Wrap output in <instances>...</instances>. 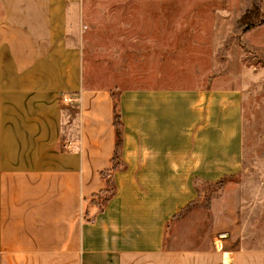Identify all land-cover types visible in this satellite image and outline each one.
Masks as SVG:
<instances>
[{"label":"crops","instance_id":"crops-1","mask_svg":"<svg viewBox=\"0 0 264 264\" xmlns=\"http://www.w3.org/2000/svg\"><path fill=\"white\" fill-rule=\"evenodd\" d=\"M0 2V264H264V247L177 248L165 241L167 223L195 198V179L208 182L241 166L238 91L120 86L124 166L114 172L117 193L99 211L94 200L116 147L110 87L150 73L160 78L150 68L157 53L146 60L150 69L143 60L127 73L112 45L105 68L89 73L86 0ZM161 70L177 80L171 66ZM177 100L185 101L183 138ZM214 108L231 112L238 150L229 165L224 153L212 158L205 148ZM190 109L198 114L187 115Z\"/></svg>","mask_w":264,"mask_h":264},{"label":"rangeland","instance_id":"rangeland-1","mask_svg":"<svg viewBox=\"0 0 264 264\" xmlns=\"http://www.w3.org/2000/svg\"><path fill=\"white\" fill-rule=\"evenodd\" d=\"M85 5L83 21L89 27L84 34L87 72L92 67L94 71L105 68L107 48L114 45L115 55L120 52L127 61L125 72V67L131 71L145 60V69H155L160 77L150 73L144 79H117L113 82L119 87H110L113 92H119L120 86L130 91L143 86L151 90L197 87L240 93L241 166L235 173L208 182L195 179V198L176 212L178 216L169 227L167 223L166 243L177 248H263L264 0H86ZM2 11L0 5V15ZM149 56L150 68L146 65ZM170 66L177 71L174 82L163 78L161 69L165 72ZM113 67L117 69L118 65ZM102 79L97 81L105 85L106 79ZM176 103L178 138H183L185 129L180 130L186 119L180 106L185 101ZM191 114L198 112L190 109L187 115ZM209 117L204 134L210 141L205 148L211 157L224 153L226 165L232 164L228 159L238 147L236 140L230 139L231 112L214 108ZM217 134L220 141L213 142ZM163 183L169 184L167 180ZM177 183L184 184V178L178 176ZM111 186L110 193L96 198L101 206L107 202L106 195L112 198L117 193L115 177Z\"/></svg>","mask_w":264,"mask_h":264},{"label":"trees","instance_id":"trees-1","mask_svg":"<svg viewBox=\"0 0 264 264\" xmlns=\"http://www.w3.org/2000/svg\"><path fill=\"white\" fill-rule=\"evenodd\" d=\"M250 21V19H248L246 22L248 23ZM247 28H249V25L246 26ZM111 94L115 103V109H114V127H115V134H116V147H115V153L112 159V163L110 165V167L106 170H104L102 172V177L105 181V188L103 189V191H101L97 198L100 199V195L103 194H107L110 193L112 190V186L111 183L113 182V177H114V172H116L117 170H120L124 165V160L122 158V146H123V142H124V129H125V124L122 118V113H121V108H120V100H119V94L118 92L115 93L111 90ZM99 199H95L94 201H98ZM106 201L108 202L111 197L109 198L107 195L105 196ZM106 202V203H107ZM105 203V205H106ZM97 204L102 208L101 210H103V208L105 207V205L101 206L100 202H97ZM186 208V207H185ZM184 208V209H185ZM178 216L175 215L173 218H171V220L168 223V227L169 224Z\"/></svg>","mask_w":264,"mask_h":264}]
</instances>
